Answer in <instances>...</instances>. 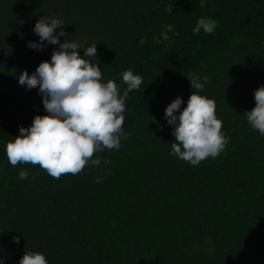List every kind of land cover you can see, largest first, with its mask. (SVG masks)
I'll return each mask as SVG.
<instances>
[{
  "label": "trees",
  "instance_id": "obj_1",
  "mask_svg": "<svg viewBox=\"0 0 264 264\" xmlns=\"http://www.w3.org/2000/svg\"><path fill=\"white\" fill-rule=\"evenodd\" d=\"M44 15L64 21L61 43H97L87 59L121 95L124 71L143 78L125 101L119 150L94 153L99 166L59 179L39 165L13 167L4 150L47 114L38 87L18 83L59 47L27 46L40 42L33 28ZM202 16L216 21L210 35L193 34ZM190 73L208 78L200 94L215 101L229 141L199 166L171 154L165 119L168 104L179 96L182 110L195 91ZM261 85L264 0H0V258L19 264L39 251L49 264H264V136L244 114Z\"/></svg>",
  "mask_w": 264,
  "mask_h": 264
},
{
  "label": "clouds",
  "instance_id": "obj_2",
  "mask_svg": "<svg viewBox=\"0 0 264 264\" xmlns=\"http://www.w3.org/2000/svg\"><path fill=\"white\" fill-rule=\"evenodd\" d=\"M64 25L61 18L45 15L35 23L33 32L40 42L30 41L27 46L43 50L46 41L48 45L59 47L53 51L50 61L39 63L34 73L22 72L18 83L27 90L38 87L47 114L34 116L27 128L21 126L19 134L8 141L4 149L13 167L39 165L54 179L77 175L89 164L99 166L101 159H93V156L105 148L119 150L121 138L126 139L123 131L125 101L128 94L143 83V78L131 69L121 74L127 85L122 95L113 80L103 82L100 66L87 59L97 57V43L88 45L87 41L70 39L61 43L60 37L67 35ZM216 26L215 20L202 16L192 31L194 35L201 31L210 35ZM187 77L195 91L182 110L183 100L179 96L168 104L165 119L175 137L171 154L199 166L209 157L216 158L229 141L222 131V120L217 118L215 101L200 94L208 78L193 73ZM254 99L255 107L244 114L251 128L264 136V85L254 90ZM27 177L26 170L19 171V179ZM96 183H102V179L97 177ZM14 242L19 243L18 238ZM5 259L0 258V264H5ZM19 264L49 262L42 252L25 251Z\"/></svg>",
  "mask_w": 264,
  "mask_h": 264
}]
</instances>
